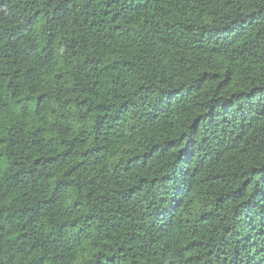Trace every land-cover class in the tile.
<instances>
[{
  "label": "trees",
  "instance_id": "16d2710c",
  "mask_svg": "<svg viewBox=\"0 0 264 264\" xmlns=\"http://www.w3.org/2000/svg\"><path fill=\"white\" fill-rule=\"evenodd\" d=\"M0 264H264V0H0Z\"/></svg>",
  "mask_w": 264,
  "mask_h": 264
}]
</instances>
